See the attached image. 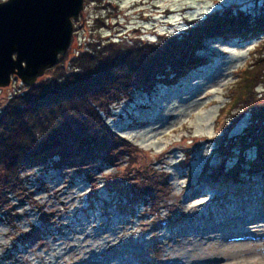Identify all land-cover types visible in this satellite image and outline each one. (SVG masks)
<instances>
[{
    "label": "rangeland",
    "instance_id": "obj_1",
    "mask_svg": "<svg viewBox=\"0 0 264 264\" xmlns=\"http://www.w3.org/2000/svg\"><path fill=\"white\" fill-rule=\"evenodd\" d=\"M262 1L84 0L67 51L181 35L209 12H257ZM258 36L211 39L204 63L172 83L116 95L105 113L126 139L99 157L24 169L22 185L0 194V264H264V170L246 166L255 149L238 148L253 112L264 114V77L237 99ZM22 85L0 88V113Z\"/></svg>",
    "mask_w": 264,
    "mask_h": 264
},
{
    "label": "trees",
    "instance_id": "obj_2",
    "mask_svg": "<svg viewBox=\"0 0 264 264\" xmlns=\"http://www.w3.org/2000/svg\"><path fill=\"white\" fill-rule=\"evenodd\" d=\"M263 33L264 0L257 12L238 7L209 12L196 18L181 35L165 33L154 40L138 38L132 43L109 38L102 44L90 42L73 53L67 51L53 65L49 77L23 84L24 90L11 94L0 113V194L8 196L22 185L27 167L49 159L76 166L99 157V152L123 139L110 127L105 113L110 112L116 95L136 85L155 87L159 81L173 82L204 62L203 49L211 39L259 37ZM261 42L262 47H256L249 66L243 69V92L237 99H243V94L250 97L263 80L259 78L264 77V38L257 45ZM259 119L264 123V114L253 112L238 141L243 155L247 147L256 150L257 159L246 163L253 170H264V128L261 131L256 124ZM114 176L117 186L138 188L137 178L123 182ZM152 184L157 186L155 181Z\"/></svg>",
    "mask_w": 264,
    "mask_h": 264
},
{
    "label": "water",
    "instance_id": "obj_3",
    "mask_svg": "<svg viewBox=\"0 0 264 264\" xmlns=\"http://www.w3.org/2000/svg\"><path fill=\"white\" fill-rule=\"evenodd\" d=\"M84 0H0V88L32 85L71 43Z\"/></svg>",
    "mask_w": 264,
    "mask_h": 264
}]
</instances>
